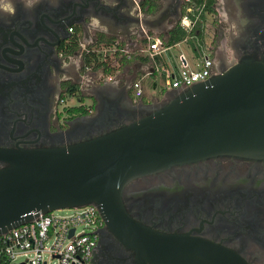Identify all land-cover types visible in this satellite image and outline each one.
<instances>
[{"label": "flooded vegetation", "instance_id": "obj_1", "mask_svg": "<svg viewBox=\"0 0 264 264\" xmlns=\"http://www.w3.org/2000/svg\"><path fill=\"white\" fill-rule=\"evenodd\" d=\"M13 2L16 14L0 15V147L64 146L140 115L128 109L142 99L133 102L127 91L120 106L109 104L95 82L89 85L93 111L88 118L72 122L86 115L64 111L63 96L75 87L78 104H84L80 72L93 67L85 56L101 52L94 34L93 45L78 44L70 53L73 38L85 30L92 15L101 21L113 19L117 13L113 6H103L101 0H40L27 11L21 0ZM153 2L161 15H171L169 22L174 25L183 15L202 10L195 0ZM216 4L230 26L226 33L218 31L221 39L226 37L227 52L212 54L215 70L246 57L264 58V0H216L215 9ZM188 19L193 28L196 21ZM74 56L76 63L71 60ZM65 63L70 67L63 68ZM184 91L170 92L166 99ZM122 200L131 217L145 226L204 240L220 247L216 252L237 254L245 264H264V159L219 155L176 164L132 179L122 191ZM92 264L155 263L143 261L139 249L120 239L104 221L96 232Z\"/></svg>", "mask_w": 264, "mask_h": 264}, {"label": "water", "instance_id": "obj_2", "mask_svg": "<svg viewBox=\"0 0 264 264\" xmlns=\"http://www.w3.org/2000/svg\"><path fill=\"white\" fill-rule=\"evenodd\" d=\"M170 92L179 90L167 91L155 103H131L128 111L138 117L84 140L46 148L0 147L5 164L0 167V233L38 212L93 204L120 239L139 249L143 261L245 264L204 240L134 220L122 191L138 176L210 156L264 159V58H243L166 99Z\"/></svg>", "mask_w": 264, "mask_h": 264}, {"label": "built area", "instance_id": "obj_3", "mask_svg": "<svg viewBox=\"0 0 264 264\" xmlns=\"http://www.w3.org/2000/svg\"><path fill=\"white\" fill-rule=\"evenodd\" d=\"M188 17L183 15L180 25L189 32L192 28ZM196 19L192 20L195 22ZM195 44L196 68L192 69L185 55L180 54L176 71L166 72L165 90H186L217 73L209 49ZM167 49L169 46L160 37L149 39V57L154 58ZM130 89L135 99L143 96L144 89L139 80L132 81ZM67 209L73 212L66 216L56 215L54 211L38 212L30 221L0 233V264H53L54 260L57 264H92L96 232L104 219L93 204Z\"/></svg>", "mask_w": 264, "mask_h": 264}, {"label": "crops", "instance_id": "obj_4", "mask_svg": "<svg viewBox=\"0 0 264 264\" xmlns=\"http://www.w3.org/2000/svg\"><path fill=\"white\" fill-rule=\"evenodd\" d=\"M101 1L104 5L108 6L114 2V0ZM219 2L220 0H217V3ZM118 5L119 7L116 9L117 13L113 19L101 21L102 24L107 25L108 30L106 32L94 30L95 32L93 33V30L90 31L88 28V19L85 30L79 31L77 35L78 43L81 45H89L91 42L92 44L93 35L96 34V42L99 49L104 55L106 53L109 55L107 64L109 68H112L109 70V73H103L101 69H97V72L100 73V81L96 84L100 88L103 101L107 103L110 100L113 102L115 100L121 101L125 99L128 93L127 91H129L133 102L137 103L142 99L144 104L154 103L158 98L154 94L152 96L146 94L147 89L145 83L151 81V88L156 90L158 84L154 78L160 75L164 79V89L162 86L161 89H158V92L163 97L167 92L165 90V85L167 84L166 72L172 73L176 71L179 67V55L184 54L180 53L174 58L169 53V49L180 43H190L189 38L169 46V49L151 58L148 56L147 51L149 39L151 38L153 40L155 37H160L164 43L168 40L169 32L175 26L174 23L169 22L171 15H161L159 9L147 12L146 9L141 8L140 0H118ZM217 6L216 4V10L219 12V7ZM179 26L181 27L180 23ZM183 29L186 30L185 28ZM195 43L192 39L191 45H189L194 53L195 51L192 45H196ZM122 49L129 53L123 52ZM213 59L216 68L217 62L214 56ZM109 77L112 79L109 80ZM134 80H139L144 89L143 96L139 99L133 97L130 89V84ZM89 85H93V82L90 81ZM89 96L90 99L93 97L92 94H89Z\"/></svg>", "mask_w": 264, "mask_h": 264}, {"label": "trees", "instance_id": "obj_5", "mask_svg": "<svg viewBox=\"0 0 264 264\" xmlns=\"http://www.w3.org/2000/svg\"><path fill=\"white\" fill-rule=\"evenodd\" d=\"M196 4L198 6H202V10L200 12L194 13L193 15H190L191 18H197L196 19V25L192 28L190 32H186L182 27L179 26V24L175 25L169 32L168 40L165 42L167 46H172L185 38H189V42L191 43L192 39L198 43L200 46L206 47V40L203 37L204 36V24L205 22L209 21L210 25L213 26L216 24L217 21V11L214 7V4L216 0H195ZM140 6L142 9H146L147 12H151L153 10L157 9V5L154 4L153 0H140ZM147 7V8H146ZM193 37V38H192ZM214 42V37L212 34L211 37V43ZM78 36L73 38L72 42V50H75V48L78 45ZM193 49H195L196 45H192ZM210 46V45H209ZM208 48V46H207ZM86 62L87 64H92V69L97 70L101 69L103 73H109V70L112 68H109L107 64V59L109 58L108 53L105 55L100 52L96 53L93 51H90L86 54ZM126 57V56H125ZM77 93V87L68 90V92L63 96L64 98L66 96H76ZM80 102H84L82 99ZM93 108V105L88 106L86 104L80 103L75 106H66L64 108V111L71 115L76 116L78 114L87 115L89 114L90 110Z\"/></svg>", "mask_w": 264, "mask_h": 264}, {"label": "rangeland", "instance_id": "obj_6", "mask_svg": "<svg viewBox=\"0 0 264 264\" xmlns=\"http://www.w3.org/2000/svg\"><path fill=\"white\" fill-rule=\"evenodd\" d=\"M220 10V9H219ZM210 22L207 21L204 24V38H205V42H206V47L204 46L205 50L209 49V51L213 54V52H215L216 50H224L225 52H227V47H226V37L224 36L223 39H221V37L218 36V33L220 32V30L224 33L227 32L230 23L228 22V20L225 17V12L221 9L218 12V19L216 21V24L211 26L209 24ZM196 25V24H195ZM219 29V30H218ZM219 31V32H218ZM93 33L95 32L94 30L92 31ZM92 33V34H93ZM214 37V42L211 43V37ZM83 43V42H82ZM83 46L85 45L87 46H91L93 44H91V42L89 43V45L86 44H82ZM191 45L190 43H180L177 46L171 47L169 49V53L175 58L177 57V55H179L180 53H184L190 63V67L196 68L195 62H197L196 57L197 55H195V53L192 51L191 49ZM210 45V46H209ZM208 46V48H207ZM77 57H71V60L76 63L77 62ZM80 74L82 75L81 77V88H82V92L84 94V104L91 106L92 105V100L89 98V94H91V92L89 91V84L90 81L91 82H95V83H99L100 81V73L94 70H92L91 68L87 69L85 72H80ZM157 85V89L154 90L152 89V84L151 81H147L145 83L146 86V94H148L149 96H152L153 94L155 95V97L159 99H162V95L158 92V89H161V87L163 86L164 89V79L160 76L157 75L156 78H154ZM65 106H75L78 105V101L77 98L75 96H66L65 97ZM93 111V108H92ZM54 213L56 215L59 216H66L69 215L73 212V210L71 209H61V210H53ZM53 264H57V262L54 260Z\"/></svg>", "mask_w": 264, "mask_h": 264}, {"label": "clouds", "instance_id": "obj_7", "mask_svg": "<svg viewBox=\"0 0 264 264\" xmlns=\"http://www.w3.org/2000/svg\"><path fill=\"white\" fill-rule=\"evenodd\" d=\"M21 2L25 10L32 11L40 3V0H21ZM110 6H118V0H114V2ZM16 11L17 9L13 0H0V15L14 16L16 14ZM88 28L90 31L98 30L106 32L108 30L107 25L102 24L100 18L95 15L89 17ZM62 67L67 69L70 67V65L68 63H65L64 65H62Z\"/></svg>", "mask_w": 264, "mask_h": 264}]
</instances>
